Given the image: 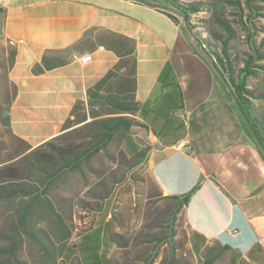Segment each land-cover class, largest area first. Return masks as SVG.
I'll use <instances>...</instances> for the list:
<instances>
[{
    "label": "crops",
    "instance_id": "1",
    "mask_svg": "<svg viewBox=\"0 0 264 264\" xmlns=\"http://www.w3.org/2000/svg\"><path fill=\"white\" fill-rule=\"evenodd\" d=\"M0 7V36L15 52L8 72L13 136L35 148L60 135L73 105L85 102L87 89L116 63L104 47L64 52L88 31L133 39L134 95L144 104L135 118L146 127L130 129L123 152L146 149L140 165L165 196L201 180L181 211L190 251L200 254L216 242L237 260L264 264V150L185 24L129 0H0ZM49 52H64V64L34 75ZM74 53L91 60H72ZM178 139L192 151L174 149Z\"/></svg>",
    "mask_w": 264,
    "mask_h": 264
},
{
    "label": "rangeland",
    "instance_id": "2",
    "mask_svg": "<svg viewBox=\"0 0 264 264\" xmlns=\"http://www.w3.org/2000/svg\"><path fill=\"white\" fill-rule=\"evenodd\" d=\"M178 1L197 4L201 10L188 13L186 18L169 11L170 14L183 24L188 21V29L213 53L221 55L225 48L234 67L243 68L245 61H249V68L255 74L247 77V88L264 93V70L260 67H264V0ZM217 16L225 25L220 24ZM11 53L12 47L0 36V184L9 176L28 177L17 163L24 145L4 123L15 91L8 79ZM208 59L215 67L213 58ZM251 101L264 117V96ZM82 135V132H69L54 139L52 145L57 148L82 145L85 142ZM119 143L113 141L108 151L84 163L82 172L64 173L55 180L54 187H49L48 198L66 227L72 229L67 241L56 243L57 264H79L76 255L66 257L64 249L79 243L80 234L99 224H109L104 229L111 240L105 239L104 246L109 264H174V260L176 264L239 263L232 252L221 251V246L215 243L200 254L190 251L181 213H177L174 202L159 195L151 171L144 163L130 170L121 165ZM41 151L51 153L53 149L45 147ZM31 188L42 193L45 187ZM23 201L16 198L0 202V247H7L19 236L17 208ZM30 222L34 228L48 230L39 218L32 217ZM18 257L25 264H41L39 251L23 236Z\"/></svg>",
    "mask_w": 264,
    "mask_h": 264
},
{
    "label": "trees",
    "instance_id": "3",
    "mask_svg": "<svg viewBox=\"0 0 264 264\" xmlns=\"http://www.w3.org/2000/svg\"><path fill=\"white\" fill-rule=\"evenodd\" d=\"M129 1L154 7L164 12L173 21H176V19L169 11L186 18L188 13L201 10V7L197 4L180 3L178 0ZM234 3L238 4L237 1ZM214 11L217 12L218 10L215 9ZM3 12L0 7V16ZM217 19L220 24L225 25L219 16H217ZM185 24L188 28L189 22L186 21ZM226 31H228L227 28ZM194 37L207 56L213 58L215 71L224 82L230 97L238 104L252 136L264 150V117L251 101V99L263 98L264 93L247 88V77L255 74V71L249 68L251 63L246 60L243 68H236L231 64L229 54L225 48L222 49V54L218 55L213 53L197 36L194 35ZM97 47H104L112 51L116 55L117 61L104 76L87 89L86 101H77L73 105L70 117L66 119L62 126V133L35 148H31L25 141L12 135L24 145V151L18 155L21 157L17 160V163L21 166L22 172L28 177L9 176L3 184H0V202L12 201L16 198L24 200L17 208L20 234L7 247H0V264H25L18 257V251L22 247V236L37 248L40 253L41 264H57L56 243L67 241L72 234V229L66 227L59 212L48 198L49 187H54L58 176L64 173L82 172L84 163H87L98 153L108 151L109 145L115 140L120 142V156L123 160L121 165L126 170L136 168L143 160L145 148L130 157L121 148V143L130 129L146 127L145 124L135 118L137 112H144V104L137 102L134 95V40L109 31H88L76 45L64 52L74 49L91 51ZM14 53L12 50V62ZM63 53H46L41 64L32 67V73L39 75L46 70L64 64ZM260 67L264 70L263 66ZM4 123L9 127L8 114L4 118ZM69 132H82V139L85 142L78 146L65 145L63 148L52 145L54 139ZM45 147H51L53 152L41 151ZM28 180L32 182H28ZM154 185L157 187L155 183ZM200 185L201 180L199 179L194 187L186 193L172 196H165L158 187L157 189L159 195L172 200L177 213H181L193 192ZM31 187L45 188L42 193H38ZM32 217L45 222L48 230L44 227L34 228V224L30 222ZM108 226L109 224H100L94 230L80 234L79 243L69 245L64 249L66 257L76 255L79 264H109L107 251L104 250V246L107 245L105 239L111 241L107 238L104 230ZM213 243L217 244L216 242ZM220 250L226 251L228 249L227 247H220ZM218 253L217 250L216 254ZM176 262L174 260V264ZM237 264H248V262L241 259Z\"/></svg>",
    "mask_w": 264,
    "mask_h": 264
},
{
    "label": "built area",
    "instance_id": "4",
    "mask_svg": "<svg viewBox=\"0 0 264 264\" xmlns=\"http://www.w3.org/2000/svg\"><path fill=\"white\" fill-rule=\"evenodd\" d=\"M71 59L75 61H79L80 63H88L91 60V56L89 54L86 55H79V54H72ZM173 148L176 150H182L187 153L192 151V146L191 144L186 140V139H178L174 144Z\"/></svg>",
    "mask_w": 264,
    "mask_h": 264
}]
</instances>
